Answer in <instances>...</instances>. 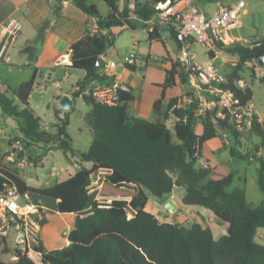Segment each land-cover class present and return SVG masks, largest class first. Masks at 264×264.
Returning a JSON list of instances; mask_svg holds the SVG:
<instances>
[{
	"label": "trees",
	"instance_id": "obj_1",
	"mask_svg": "<svg viewBox=\"0 0 264 264\" xmlns=\"http://www.w3.org/2000/svg\"><path fill=\"white\" fill-rule=\"evenodd\" d=\"M64 1L96 18L97 24V32L87 29L70 47L71 69L84 73L73 85L70 96L81 98L90 108L84 121L92 140L88 150L78 156L81 163H89L91 167L81 166L66 180L37 189L27 186L16 171L0 161V189L4 184H14L21 193L39 197L45 204L56 202V212L75 215L73 227L67 235L68 246L45 252V247L39 242L35 251L41 253V264H264V245L256 242L257 230L264 228V160L259 156L253 160L256 161L257 187L263 196L257 206L247 203L244 189L233 187L234 171L222 165L198 166L202 144L216 138L219 128L236 141L241 134L234 130L228 118L220 119L216 109L205 112L200 118L202 133L199 136L195 133L194 113L200 100L190 88V71H184L178 61L166 70L164 82L159 85L161 98L153 104V112L160 113L165 91L175 88L179 80L190 102L178 108L177 99H170L164 117L167 119L171 111L179 119L172 129L160 121L132 116L129 104L134 97L130 91L120 92L115 106L96 102L91 95L93 85L111 80L102 76L97 67L99 56L113 41L109 31L117 26L133 27L129 0H124L121 10L118 8L119 0H101L110 12L105 18L99 15L96 6L87 4L86 0H60ZM149 1L151 6L147 7L140 6L135 0V17L148 20L154 13V4L165 0ZM168 38L176 41L173 29ZM148 40L162 42L161 30L157 28L148 32ZM221 49L237 57L238 62L226 77L227 83L219 87L230 90L238 102L237 106L243 108L252 101L253 93L248 86L239 87L237 81L242 80L240 72L247 63L259 65V59L264 57V39L249 46L240 43L221 45ZM127 69L135 71L134 67ZM35 79L36 69L30 80L11 91L21 109L14 105V99L0 92V109L16 121L24 137L23 144L30 163H36V158L41 161L42 157L34 154V147L39 145L54 143L63 152L72 150V140L66 128L73 108L55 113L59 120L55 133L42 130L40 118L28 102ZM261 83L264 87V75ZM203 95L207 101L212 99L206 92ZM248 133L258 136L260 147L264 149V126L256 115ZM260 147L254 148L256 154ZM230 155L244 158L234 148H231ZM100 170L105 172V179L99 193L114 198L109 208L98 207L88 189L91 174ZM175 187L185 191L181 200L184 206L208 209L226 224V235L215 240L212 231L198 223L185 227L160 222L145 210L148 194L161 199L171 194ZM129 212H132L130 219ZM46 224L44 217L41 227ZM3 253L11 256L13 253L6 238H0V255ZM0 264L35 263L18 255L16 261L7 263L0 260Z\"/></svg>",
	"mask_w": 264,
	"mask_h": 264
},
{
	"label": "rangeland",
	"instance_id": "obj_2",
	"mask_svg": "<svg viewBox=\"0 0 264 264\" xmlns=\"http://www.w3.org/2000/svg\"><path fill=\"white\" fill-rule=\"evenodd\" d=\"M246 3V13L241 15L239 20V24L236 29L231 31V34L237 38V43H240L243 46H249L251 43L255 42V39L261 37L262 32L264 30V0H244ZM87 4L89 5H98L99 9L98 12L103 14V9L108 8L101 2V0H86ZM141 6H151L149 0H138ZM195 7L200 11L207 15L212 14L216 8L217 4H224L222 0H193ZM103 5V6H101ZM121 5V2H119ZM109 11V10H108ZM133 27H121L117 26L110 30V38L113 37V41L111 45L109 44V49L111 46L114 47L112 51L117 52L119 54L118 57H112L113 61L116 62L117 66H121L122 63L120 60H124L130 54L137 55L139 57L138 67L137 70L134 72V75L139 79V81H145L149 85L146 86V94L149 91L153 90L154 92L158 93V97H160V92L158 90H154L151 86L150 82L153 80H162L163 72L161 69L158 68V64L161 62L162 58L166 57V53L163 49L162 44L160 43H153V49L151 51L150 56L158 57L157 62H152L150 68L146 69L141 67L142 60L145 58L146 50L149 47V40H148V30L146 29V23L144 20L134 17L132 21ZM168 46H170L172 51V56L175 55L176 52V43L172 39L166 40ZM135 42L139 43L140 49L135 44ZM144 49V50H143ZM206 48L202 47L201 45L197 44L190 48V51L195 55V61H197L199 66L204 64H200L199 62L203 59L206 53ZM214 53V52H209ZM256 67H259L258 64L254 63ZM235 64L226 74H223L224 78H226L236 67ZM255 65L253 67H255ZM253 67L247 69V64L242 68L240 75L242 80L245 82V86L249 85L252 90V104L260 114L262 121L264 122V87L260 82V78H256L254 73ZM12 72L9 73L7 71V66H0V92L5 94L8 98L12 99V90H14L20 83L27 81L30 79L32 75V71L28 70V72H17L15 70V66H12ZM263 68V67H261ZM264 69V68H263ZM256 78V79H255ZM58 80H62L61 77ZM64 86L68 85V81H61ZM190 88L193 89L197 97L200 101H207L204 97L202 91L200 89L195 88L191 82L189 81ZM184 88V87H183ZM55 90L52 89L50 86L45 90L44 83L39 82V86L35 89L32 98V104L35 107L38 105V109L36 110L37 114L41 118L42 130L50 133L54 131L53 126L51 124L55 122V117L53 114L52 105L48 104V98ZM201 92V93H200ZM171 95H176L179 93L178 88H174L169 91ZM186 89L184 88L183 91L180 92V95L177 99L181 100V104L188 103L187 100ZM186 99V101H184ZM15 106H18V103L14 102ZM132 105V103H131ZM89 110V106H87L82 101H76L74 110L70 117V124L66 129L67 134L72 140V149H74V153L77 152H86L90 143L91 137L89 136L86 124L84 121V116L86 112ZM150 111V109H149ZM147 120L153 121V118L147 117ZM13 119L4 114L0 111V127L3 128L6 135L3 138H0V161L6 167L16 171L19 174V168L17 167V163L11 164L8 163L6 160V156L9 152V145L14 144L16 141L24 143V137H19L20 132L15 126V122L13 123ZM174 123V121H173ZM172 123V124H173ZM198 123V121H197ZM196 123V125H197ZM8 125V126H7ZM12 125V128L10 127ZM169 126V125H168ZM199 132V130H197ZM11 137H15L9 141ZM261 139L258 136L251 135L248 133L241 134L239 139H236L222 130L218 129V139L205 142L202 144L200 148V162L204 164H208L211 166L215 165H223L226 166L229 170H232L237 173V176L234 179L233 187H245L247 194H248V202L249 204H258L259 201H262L263 196L262 193L258 190L257 182H256V161H249V158L253 155L257 157L254 148L256 146L260 147ZM24 145V144H23ZM214 147H218L215 149ZM231 148L244 156L243 159H239L237 157H232L230 155ZM51 150V152H49ZM34 151L36 153V157H42L41 161H38L36 158V163H30L32 165H27L24 167V174L22 179L29 185V186H36L39 183L44 181L45 174L48 175L53 168L56 170H60L61 168L66 167L68 172H73L76 169L73 167L72 164L69 163L67 160L65 153L58 149L55 144H48L46 146L39 145L38 147H34ZM261 158L264 160V149L260 147ZM76 156V155H75ZM22 155H19L21 158ZM77 161V157H75ZM67 174L65 172L61 173V178H66ZM36 178H39L37 181ZM244 179L246 183H244ZM149 201L146 205V210L149 213H154L158 218L159 221H167L166 217L163 215H157L155 209L157 208V200L151 194H148ZM92 199L94 200V194H92ZM167 197L163 198L160 203H164ZM47 211L45 213L47 224L43 228H41V236L43 240H48L54 238L56 242H63L65 236L63 232L66 230V226L71 223L73 219L70 215L61 216V218H57L54 210L52 209L51 203H47ZM205 211L208 209L200 208ZM180 217V216H179ZM207 223L208 226L211 227L214 239L217 240L221 238L223 235L224 228L222 225H225L222 221L217 218H214L213 221H209ZM176 221L173 217L170 218V222ZM195 222L201 223L200 219L196 220ZM186 226H190L186 224ZM256 242L260 245H264V228H260L257 231ZM6 254V253H3ZM1 255L0 260L4 262H13L10 255Z\"/></svg>",
	"mask_w": 264,
	"mask_h": 264
},
{
	"label": "crops",
	"instance_id": "obj_3",
	"mask_svg": "<svg viewBox=\"0 0 264 264\" xmlns=\"http://www.w3.org/2000/svg\"><path fill=\"white\" fill-rule=\"evenodd\" d=\"M119 2H121V5H119ZM136 2L141 6L138 0H136ZM93 5L96 6L97 9H99L98 5H95V4ZM123 6H124V0H119L118 1L119 10H121ZM109 13L110 12L107 9L105 10L103 9V14L99 13V15L105 18L109 15ZM245 13H246V10H245ZM9 20H15L21 24V34H20V37H18L14 41H10L7 43V53L9 55L10 60L9 62L0 61V66H3V65L7 66V71L9 73L12 72V68H11L12 66H15V70H17V72H28V70H31L32 75L30 76V79L33 76L34 69H36L35 84H34L33 91L29 96L28 102H29V107L35 112V115L37 117H39V115L36 112V110L38 109V105L34 107L31 100L33 98L35 89L39 86V82L44 83L45 90L48 88V86H50L52 89L55 90V92L50 95V97L48 98V102H47L48 104L52 105L53 114L55 117V122L51 124V126H53L54 131H51L50 133H55V125L59 124V120L56 118L55 113L58 110H60L59 101L61 97L64 95L69 96L73 101V105L71 108H73L74 110L76 101H82V99L81 98L73 99L70 96V92L72 91L73 85L84 76V73L82 71L71 69V65L62 66V65H58L57 62L64 55H69V56L71 55V51H70L71 45L75 43L77 40H79L84 35L87 29L91 31L92 33H95V31L97 32L96 18L89 17L88 15H86L85 13L77 9L69 1L60 2V0H0V25L5 24ZM160 30L161 32L167 31L164 29H160ZM168 37H169L168 35L165 37L162 36L164 40L162 42H156V43L162 44L163 49L166 53V57L162 58L161 62L158 64V68L161 69L163 72L162 80H155V81L153 80L152 82H150L153 89L158 90L160 92V97H158V93L154 92L153 90L149 91V93L146 94L145 88L149 84L143 80L139 81V79L134 75V72L137 70L138 62H139V57L137 55H136L135 65L133 66L135 68V71H130L124 66L122 65L117 66L116 64V67L114 68L113 73L115 74V80L121 84L128 86L130 93L134 97V100L131 102L132 105L131 103L129 104V112L132 116L145 119V120H147V117L151 116L153 118V121L163 122L168 128L172 129L174 126V123H173L174 115L172 114L171 111L168 112L167 119H165L164 115H165L166 107L170 99H173V98L177 99L178 96L180 95V92L184 90L183 86L179 84L178 79H177V86L175 88L179 89V93L176 95H171L169 91L174 88L166 90L164 93V97L162 99L161 112L158 114H155L153 112V104L155 103V101L161 98V94H162V90L159 87V85L164 82L166 70H169L172 66V63H175L177 61V57L179 53V44L176 41H174L176 43V52H175V55L172 56L171 48L170 46H168L167 41H166L170 39ZM261 39H264V30L262 32L261 37L255 40L258 41ZM5 42H6V39L0 37V46L1 44H4ZM153 43L155 42L149 41L150 45L148 49L146 50V52H144L146 56L142 60L141 67L143 68H146V69L150 68L151 63L152 62L156 63L158 60V57L150 56L151 51L153 49V46H152ZM135 44L140 49L139 43L135 42ZM111 48L114 49L113 46H111ZM112 49H109L108 54H107L110 59H112V57L114 56L116 57L119 56V54L117 52L112 51ZM211 51L214 53H209ZM193 58L195 60V55H193ZM195 62L198 63L197 61ZM237 62H238L237 57L226 54L225 52L222 51L220 46H217L214 50L207 49L205 56L199 63L200 64L209 63L213 65L215 68H217L219 74L223 76V74H226L228 70H230L235 64H237ZM254 65H255L254 63H250V62L247 63V69H249L250 67H253ZM253 69H254L256 78L259 77L260 82H261V78L264 75V69L261 68V66L256 67V65L255 67H253ZM100 71H101V68L99 69V73ZM58 77L59 79L61 77L62 80H58ZM63 80L68 81L67 86H64V84H62L61 81ZM109 82H111V80L104 82V84H108ZM246 86L249 87V85H246ZM12 99H14V96H12ZM187 100L190 102V99L188 97H187ZM15 101L18 103L17 107L21 109L22 107L20 103L14 99V102ZM184 101H186V99H184ZM188 103L181 104V100L177 99L178 107H184ZM251 104H252V101H251ZM252 107H253L255 115L259 119V122L264 126V122L262 121L260 114H258L257 111L255 110L253 104H252ZM71 114H70V117H71ZM59 116L62 117L63 115L59 114ZM70 117H69V124H70ZM14 122H15V126L19 130L16 121ZM40 124H41V118H40ZM10 127L12 128V125H10ZM41 129H42V124H41ZM86 129H87L89 136L91 137V132L87 128V125H86ZM202 129H203L202 119H199L197 125H195L194 127V131L199 136L202 133ZM197 130H199V132ZM5 135H6L5 131L3 130V128L0 127V138H3V136ZM19 137H23L21 132H20ZM13 138L15 137H11L9 141ZM215 139H218V134H217V137L212 140H215ZM91 140H92V137H91ZM214 148L217 149L218 147H214ZM9 149H10V145H9ZM49 152H51V150ZM64 153L69 163L72 164L73 167L76 169L75 171L70 173L68 172L66 167L61 168L60 170H56V168H53L57 171L56 176H51L50 174L51 171H50L48 175L45 174L44 181L39 183L36 186H29L22 179V176H25L24 168H19L18 175L25 182L27 186L38 189V188L48 187L55 183H59V182L66 180L68 177L76 174L80 170L79 167L81 166H84L90 169L91 164L81 163L79 159L78 154L84 153V152L74 153V149H72L71 151L69 150ZM34 154H36L35 151H34ZM200 155H201V152H200ZM257 156L262 157L260 151L257 153ZM75 157H77V161L75 160ZM198 166L207 167L211 165L201 163L199 160ZM62 172H65L67 174V177L60 179ZM236 176H237V173L235 177ZM36 179L37 181H39L38 180L39 178H36ZM244 183H246L245 179H244ZM241 188L245 190L246 200H247V203L249 204L247 191L245 187H241ZM184 192L185 191L183 188L175 187L171 194L163 197V198L167 197L164 203H160L163 198L161 199L156 198L157 208L155 209V211L157 212V215H163L166 217V220H167V221H162V222L169 223L168 221H170V218L173 217L176 221L170 222V223L179 224L185 227H190L193 223H197L195 222L196 220L200 219L202 222L198 224H200L203 228H209L212 231L211 227L208 226L206 219H208L209 221H213V219L216 217L209 210L205 211L203 209H198V207L184 206L181 202ZM170 200H172L176 206V210L174 213L167 211L165 208L166 203ZM148 201H149V197H148ZM260 202L261 201H259L258 204ZM49 203H51L52 209L54 210L56 202H49ZM258 204H249V205L257 206ZM46 205L48 204L46 203ZM145 210H146V206H145ZM54 212L58 219L61 218V216H65L63 214L56 212L55 210ZM151 214L154 215L159 220V218L154 213H151ZM70 216H72L73 219L71 220V223L66 226L65 228L66 230L63 232L65 239L62 243L56 242L54 238L43 240L41 233H40V241L42 242L46 251L63 248L66 246V243L68 242L67 235L72 229L74 221H75V215H70ZM186 224H189L190 226H186ZM222 227L224 228L223 233H225V229L227 233V225L226 224L222 225ZM3 255L11 256L10 253H6Z\"/></svg>",
	"mask_w": 264,
	"mask_h": 264
},
{
	"label": "built area",
	"instance_id": "obj_4",
	"mask_svg": "<svg viewBox=\"0 0 264 264\" xmlns=\"http://www.w3.org/2000/svg\"><path fill=\"white\" fill-rule=\"evenodd\" d=\"M245 7L244 0H230L224 4H218L216 10L207 15L195 7L193 0H165L154 4L153 15L145 21L146 29L150 33L157 28L169 32L171 29L174 30L176 42L179 44L177 61L180 67L186 72L190 71L189 81L195 88L207 92L212 97L211 100L200 101L194 113L196 118L194 127L207 110L217 109V116L220 119L228 118L237 133H248L252 129L255 113L251 102L243 108L238 107V102L232 92L219 87L227 83L226 78L209 63L199 66L190 51V48L197 44L214 50L217 46L237 43V38L231 34V31L237 28L241 15L245 13ZM128 8L133 17L135 0H129ZM20 34L21 24L15 20H9L0 25V37L6 39V42L0 46V61L9 62L7 43L20 37ZM109 49L102 53L99 59L103 60L100 74L109 77L111 82L94 84L91 95L98 103L115 106L119 102V93L129 92V87L115 80L113 70L116 62L108 57ZM120 61L125 68L133 67L136 55L130 54ZM57 63L62 66L71 65L70 56H62ZM237 85L241 88L245 87L243 80L237 81ZM178 121L179 119L174 116V124ZM196 149L199 151L198 146ZM19 155L22 157L19 158ZM28 156L24 145L16 141L10 145L6 160L11 164L17 163L18 168H24L31 165ZM253 160L252 155L249 161ZM56 172L53 169L51 176H56ZM104 176L103 170L92 173L88 189L91 195L94 194V201L98 207L109 208L114 198L105 197L99 193L105 179ZM47 210L42 199L33 197L27 192L21 193L14 184H4L0 189V238H6L9 241L13 250L11 256L13 261H16L20 255L35 264H41V253L35 249L40 242L41 221L46 217ZM130 218H132V212L128 213V219ZM68 244L69 242L66 246Z\"/></svg>",
	"mask_w": 264,
	"mask_h": 264
},
{
	"label": "water",
	"instance_id": "obj_5",
	"mask_svg": "<svg viewBox=\"0 0 264 264\" xmlns=\"http://www.w3.org/2000/svg\"><path fill=\"white\" fill-rule=\"evenodd\" d=\"M167 35L170 36V32L169 31L161 32V36L165 37ZM258 63H259V65L261 67L264 68V57H261L259 59ZM102 66H103V60L102 59H98L97 67L100 69V68H102ZM72 105H73V101H72V99L69 96L64 95V96L61 97V99L59 101V109L61 111H63V112L69 111L71 109ZM214 123L217 124L216 120H214ZM219 130H221V128H219ZM165 208H166L167 211H169L171 213H174L175 210H176V206H175V204H174V202L172 200H170V201H168L166 203ZM45 252H46V250H45Z\"/></svg>",
	"mask_w": 264,
	"mask_h": 264
}]
</instances>
